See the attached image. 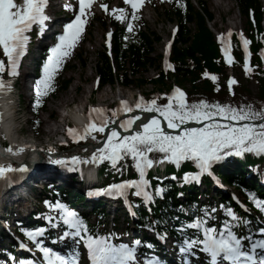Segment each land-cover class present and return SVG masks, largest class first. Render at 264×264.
Listing matches in <instances>:
<instances>
[{"label":"snow or ice","instance_id":"snow-or-ice-1","mask_svg":"<svg viewBox=\"0 0 264 264\" xmlns=\"http://www.w3.org/2000/svg\"><path fill=\"white\" fill-rule=\"evenodd\" d=\"M97 3L106 14L118 22L126 23L128 33H134V21L139 20V9L145 0H123L124 5L130 6V12L126 7H110L104 0H78V10L74 11L72 18L63 23L62 32L55 35V42L47 49L48 55L34 84L36 97L33 101L34 108L38 107L42 103V98L54 89L55 76L81 39L88 18L93 15L94 5ZM47 4L48 0H22V3H17L16 0H0V50L6 58L0 59V75L5 71L13 77L18 74L21 58L26 54L30 41L29 33L36 26L37 35L42 36L48 28L46 22L50 17L46 14ZM176 4L184 7L183 0H176ZM64 7L66 10L73 9V4L68 3ZM175 32L176 29H173V35ZM106 35L110 38L112 32L109 31ZM231 35L229 31L226 36L218 37L224 60L229 65L234 60L230 50ZM124 39L127 40L129 37L125 36ZM239 40L243 49V69L248 74L252 71L250 41L242 33L239 34ZM171 44L170 40L165 47V69L173 67L167 59ZM259 55L264 61V49L260 50ZM202 75L206 78L210 76L207 71ZM210 78L214 82L218 79L214 74ZM235 83L234 78L228 79L230 93ZM218 87L217 85V90ZM10 90V82L6 83L0 79V93ZM165 98L167 103L157 104V98L145 100L140 96L134 105H129L127 101L121 99L119 106L110 110L90 106L87 123L82 128L68 127L67 135L73 142L91 137L97 141L98 146L90 156L72 155L56 159L50 157L51 163L73 170L81 164L98 165L108 161L115 168L119 161L130 158L131 167L136 173L135 178L122 179L102 188L89 189L88 195L105 193L112 197H122L130 214L135 215L132 203L137 202H129L130 190L131 196L140 198L149 206V210L154 198L162 197L165 191L162 184L164 177H157L161 183L154 189L147 177V170L155 163L169 162L179 165L184 161H192L198 171L184 173L183 182H199L201 175L209 174L216 183H219L212 173L214 164L232 155L264 154V107L257 110L252 104L236 106L219 102L210 103L206 99L189 102L186 93L179 87H174L170 94H165ZM135 110L154 115L146 121H141ZM122 113L131 114L121 116ZM138 121V129L133 130ZM190 122L198 126H188ZM163 125L171 131L165 130ZM26 147L28 146L22 145L15 150L9 147L7 151L16 155L22 153ZM153 152L161 154L159 160L150 156ZM26 168V164H21L18 169L11 163L7 166L0 165V178H4L11 171H23ZM172 179L177 177L173 174ZM247 198L264 213V198L251 191L247 193ZM44 204L49 209V214L44 216L47 226L21 228L22 233L41 253V259L22 257L17 260L13 255L10 259L14 264H79L81 244L86 250L90 264H140L141 260L142 264H162L154 252L151 241L136 238L130 243H114L113 234L101 235L93 232L77 210L71 209L59 199L45 200ZM220 209L225 218L218 225L209 223L211 219H215L214 213L217 209L204 207L199 215H194L188 222L176 226L181 238L174 240L173 243L181 254V264H193V257L199 261L201 253L204 255V264H264V226L256 228L254 232L248 230L245 234H238L234 230L235 225L243 220L247 226L251 223L250 220L240 217L232 207L221 204ZM245 211L248 209L245 208ZM48 226L60 229L59 234L51 238L52 243L71 239V245L64 249L66 254L46 246L42 238L46 235ZM146 227L152 230L151 223ZM189 229L193 230L191 235L188 234ZM166 236V232H157L158 240L163 241ZM18 246L22 250L28 248L24 242H19ZM141 247L149 251L147 255L141 253L138 257Z\"/></svg>","mask_w":264,"mask_h":264},{"label":"trees","instance_id":"trees-1","mask_svg":"<svg viewBox=\"0 0 264 264\" xmlns=\"http://www.w3.org/2000/svg\"><path fill=\"white\" fill-rule=\"evenodd\" d=\"M234 1L238 12L246 19V34L249 36V41L252 42L250 46L253 53L252 68H254L253 77L258 84L257 94H253L242 83L233 85L230 93L229 88L220 81L226 77L225 67L219 48L206 25L208 21L212 20V15L209 13L206 3L201 1L198 3L197 10H194L189 3L185 11H182L180 6H177L174 10L164 11V15L168 20L178 26L177 40L173 46L171 59L174 69L173 73H162L158 69V80H150L149 82L165 87L169 79L177 83L187 80L191 84V91L187 93L189 102L206 99L210 103L219 102L236 106L252 104L257 110L264 107V61L255 57V51L262 47L258 42V36L263 34L264 40V28L261 25V21L264 22V10L260 0ZM250 16L251 18H249ZM187 24L193 25L194 28L191 29ZM117 29L118 32L114 37L113 46L115 69H112L111 64L102 52L98 54L99 61L96 63L95 72L100 77V86L103 84L112 86V84L117 83L123 87L136 85L142 88L147 83V80L142 77L143 74L146 73L149 67L155 68L150 56L154 52L153 44L159 38L155 37L154 34L140 31L129 36L125 34L123 29L119 27ZM125 36H129V39L123 40ZM234 55L237 58L234 66H237L241 63L239 46L234 51ZM0 59H5L1 53ZM78 61L80 65L85 67L86 64H84L82 54L78 55ZM205 71L216 75L217 82H209L202 75ZM68 84L69 80H63L60 82V88L66 90ZM217 85L219 86L218 90ZM159 104H164V102H159ZM106 170V165L101 167V173H105ZM241 174L242 171H235L230 173L229 176L224 175L223 178L230 182ZM172 200L174 199L171 195L166 198V208L172 204L167 201ZM171 209L172 213L177 211L174 207ZM156 213L160 214V211L157 210Z\"/></svg>","mask_w":264,"mask_h":264},{"label":"rangeland","instance_id":"rangeland-1","mask_svg":"<svg viewBox=\"0 0 264 264\" xmlns=\"http://www.w3.org/2000/svg\"><path fill=\"white\" fill-rule=\"evenodd\" d=\"M145 1V3H147L149 0ZM198 1L205 2L209 13H211L212 15V21L207 22V27L212 33V36L214 37L216 42L218 41L220 43L218 37H220L221 35L226 36L229 31L234 33L236 32L238 34H240V30H242L243 32L245 31L246 20L237 11V6L234 0H193V8H197ZM119 2H123V0H119ZM260 2L264 7V0H260ZM95 10L97 11V7ZM98 14H100L99 10L97 12V15ZM142 22L145 23V27H147L148 32L153 33L155 37L157 36L160 39L159 42H156L153 45L154 52L150 56L151 60L154 62L155 67L157 68L160 64V57H162L163 54V50H161L162 45L164 41H166L167 38L170 37L172 28L171 26L173 24L168 23L167 18L161 11H156L155 14H150L149 16L144 14L142 16ZM233 24L235 28L231 29L233 27ZM189 26L191 29L194 28L193 25ZM87 30L88 31L85 35H83L84 33L82 34V39H80L81 41L79 40L76 48L72 49L70 56L63 62L65 64L68 63L71 67L61 75L64 80H70L67 91L58 94L54 101L48 99L50 103L49 105H46V113L44 115H40L39 117L42 126L39 128L38 136L36 135V138L38 140L37 146H45L44 144L47 143V139L52 140L54 138L53 131H51L50 133L45 132L49 128H51L52 130L55 129V124H50L48 123L49 121L45 123V120L50 118V116H52V118L55 119V123H57V121L61 119L60 117L63 115L64 110H68L75 106L78 107L79 105H85L87 102H90L92 100L95 104H109L115 101L117 93L136 95V93L138 92L136 86L121 88L116 86V84L114 83L112 87L103 85L104 87H102V89L99 90L98 93H91V87L94 86L96 80L95 63L98 62V54L101 50L102 35L108 30L102 29L97 22L90 24ZM83 40H85V42H83ZM77 50L80 51V54H82L83 59L86 62L85 67L81 66L78 61H73L75 55L79 52H77ZM229 72L233 74V77L236 80L247 84L250 88V91H252L253 93H258L256 83L254 80H252V78L247 79L246 81L243 74L238 69ZM156 75V69H154L153 67H149L142 77H144L145 80H150L155 79ZM171 84L173 85V83L171 82L167 83V86H165V92H169L168 88ZM178 85L182 86L186 91L190 90L189 83H187L186 81L181 82ZM161 89L162 87L159 84H147L145 87H143V89H141V95H147V92L158 94V92H162ZM109 107L110 108H108V110L114 108V106ZM29 129L30 127L24 131V138L27 140L32 137ZM48 190H50V188Z\"/></svg>","mask_w":264,"mask_h":264},{"label":"bare ground","instance_id":"bare-ground-1","mask_svg":"<svg viewBox=\"0 0 264 264\" xmlns=\"http://www.w3.org/2000/svg\"><path fill=\"white\" fill-rule=\"evenodd\" d=\"M12 111H13V107L11 105L10 99L6 97V92H2L0 94V117H1L0 124L5 129V132L7 134L6 136L7 138H9V142L12 149L15 150V148H17L15 146H17L18 143L15 136L11 134V132L13 130L14 125L17 124H15L14 122V118H13L14 116ZM80 113L81 110H78V108L76 109V107L68 109V116L72 119L73 122L78 123V128H82L87 123V116L82 117L80 116L81 115ZM10 130H11L10 132L11 135L9 134ZM33 152H34V148L26 147V149H24L22 153L14 155L11 152L7 151L6 155L12 159L22 161L24 160V158L31 156Z\"/></svg>","mask_w":264,"mask_h":264},{"label":"water","instance_id":"water-1","mask_svg":"<svg viewBox=\"0 0 264 264\" xmlns=\"http://www.w3.org/2000/svg\"><path fill=\"white\" fill-rule=\"evenodd\" d=\"M152 115H154V114H152V113H151V114H148V115H147V118H146V119H142V118H141V121H146V120H147L150 116H152ZM162 124H163V123H162ZM163 126H164V125H163ZM136 127H137V126H136ZM164 127H165V126H164ZM165 130L168 131V129H166V128H165Z\"/></svg>","mask_w":264,"mask_h":264}]
</instances>
